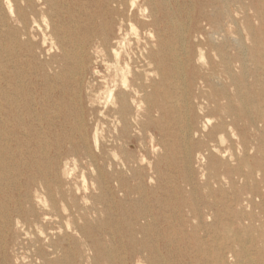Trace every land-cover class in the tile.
Listing matches in <instances>:
<instances>
[{"label":"bare ground","instance_id":"6f19581e","mask_svg":"<svg viewBox=\"0 0 264 264\" xmlns=\"http://www.w3.org/2000/svg\"><path fill=\"white\" fill-rule=\"evenodd\" d=\"M6 1L10 5L11 1ZM135 2L131 3L129 9L127 8L129 12L132 11ZM177 2L186 6V0L183 3L180 0ZM93 7L94 10H90ZM125 9V0H102V2L86 0L77 18L68 8L64 17L66 28L61 33L50 32L49 36L60 51L59 57L62 63L57 64L56 67H59L63 74L67 75L69 70H74L71 74L76 75L77 69H82L85 61H90L95 67L100 64L104 66V73L101 70L96 71L101 75L99 81L96 80L90 85V88L98 93L100 101L99 105L90 107L89 115L92 122L112 117L108 119L116 123L113 138L110 140L112 141L109 148L111 152L101 145L102 136L98 132V127L94 128V149L92 148L90 141L85 137L92 130V126L85 124V111H82L80 117L72 110L71 101L73 100L70 101L65 95L67 90L65 83H62L64 92L61 88L58 90V98H55L53 84L59 80L61 75H58L59 72L55 71V75L49 76L51 83L44 82L47 87L43 91L47 90L45 93L48 94L47 92L51 90L52 95L48 96L47 103L45 101L43 103L40 97L42 93L40 85L43 84L38 72L40 66L33 65L27 90L24 89L21 76L14 80L18 76L17 69L9 70L3 66L0 81V163H3L4 153L12 152L11 148L14 146L16 150L12 152V156L16 157L18 172L24 179L20 185L26 188L31 185L39 186V194L36 195L35 201L42 206L44 216L41 220L36 214L34 202L26 192L19 194L17 203H13L14 206L10 214H7L4 223L15 220L16 224L28 227L35 223L40 224L44 244L40 247L36 246L35 252L41 264L62 263L68 259L69 255L73 260L81 262L83 247H88L87 250L94 252L91 256L93 261L97 259L95 252L97 248L92 247L95 244L92 234L100 230L92 225L97 226L100 211L103 209L100 207V199L105 198V201L112 202V198L117 193H125L127 190L125 181L128 179L134 181L138 176L137 172L140 175L152 171L153 174H158L156 162L151 161L147 157L148 154L141 155L140 161H137L139 168L135 169L136 159L134 158V161L130 158L129 149L139 141L140 147L146 148L145 136L148 125L154 120V116L164 113L165 105L169 109H177L185 112V116L187 115V123L179 129V136L187 154L185 160L190 162L192 150L195 152L197 161L203 164V170L209 169V165L217 164L214 175L207 176L203 172L202 177L205 179L203 184L212 193L215 190L222 191L226 177H229L227 173L231 171L233 173L231 180L240 182L241 187L248 186L252 189L250 199L245 198V200L258 211V216L253 221L258 222L257 225L261 230L264 229V152L261 150L262 142H264V111L260 109L262 104L252 98L246 99L241 86L236 83L230 85L223 83V89L214 93L205 89L207 86L214 85L211 79L203 80V85H198L199 81L193 76L194 74L190 75L187 72V70L190 71L196 52L200 54L199 60L204 58L201 43L195 41L198 28L192 27V23L186 29L176 24L175 17L168 18L166 15L154 17L149 22L150 8L145 6L142 10L145 20L141 24L142 31H139L133 22L135 14L132 13L125 19ZM224 13L217 12L218 15ZM227 14L230 16V13ZM190 16L188 15V18ZM202 16L204 18L206 15L202 14ZM118 18L126 24L123 23L119 28L108 27L110 20L114 24L118 22ZM161 22L166 25L162 26ZM47 29L50 31L55 29V26H47ZM212 29L207 42L213 43V50H216L215 45L220 42L226 46L229 39L225 36L222 25L216 24V27ZM25 35L29 34L25 32L23 36ZM162 36L169 39L174 36L177 41L171 42ZM235 42L236 50L242 55L239 62L242 63L241 70L245 74L249 58H247L244 43L241 40H235ZM95 45L99 47V50L96 52V57L92 59L88 53ZM182 55L185 59L180 57ZM55 56L53 55V61L49 62L52 71L56 65ZM236 56L228 52V55L221 57V64L231 80L233 79L231 77L233 62L238 61ZM65 66H71V68L66 72ZM182 69H184L183 74H181ZM177 75L180 78L187 76L190 80L187 83L183 82L184 91L178 93L183 98L178 102L175 101L173 91L175 88L173 79ZM220 78L219 76L218 79ZM166 84L171 86V91L164 90ZM230 86L232 88L228 93L226 90H229ZM167 97L169 100L171 97V101L164 103ZM180 102L184 105L183 109L180 108ZM210 109L217 112L216 121L207 117L201 125H197L196 121L200 114H204L206 110L209 112ZM140 116L146 117L150 122L139 119ZM44 117L47 118L45 125L48 132L46 134L41 131ZM132 122L137 123L142 134L138 136L129 134ZM117 125H121L120 129ZM162 131L161 129L160 133ZM150 136L154 138L153 134ZM54 139L55 145L52 141ZM52 146H55L60 156H75V165L78 158H83L89 162L90 166H94L90 168V171L93 174V190L96 192H89L85 172H82L83 195L80 194L78 186L74 189H63L62 186H58L51 204L48 202L47 194L51 193V185L44 168L40 167L41 157L38 159L36 156L37 153L48 151ZM149 149L156 154L158 146L151 143ZM112 150L114 159H112ZM119 152H123L124 156H119ZM188 162H185V168L191 171ZM42 165L46 168L45 163ZM244 165L248 167L246 172H243ZM37 175L42 180L37 181ZM67 194L71 196L72 202H68ZM92 195L93 197L90 198ZM22 196L26 197L22 200ZM80 199H85L86 203H81ZM204 206L208 207L206 204ZM2 208L5 211L6 207H0ZM195 217L200 216L195 215ZM258 240L263 242L264 234H259ZM198 247L195 250L201 251L199 245ZM248 251L245 245L239 252L232 246L226 247V251L225 247L213 246L208 255L205 254L208 257L197 260L198 256L195 255L196 260L191 264H263L249 256ZM77 261L74 260L75 264H78ZM93 261L92 264H95ZM164 261L161 264H165ZM5 262L6 260H3V263Z\"/></svg>","mask_w":264,"mask_h":264},{"label":"rangeland","instance_id":"374dc122","mask_svg":"<svg viewBox=\"0 0 264 264\" xmlns=\"http://www.w3.org/2000/svg\"><path fill=\"white\" fill-rule=\"evenodd\" d=\"M10 1L9 5L6 0H0V81L3 66L9 70L16 68L18 76L14 80L21 76L24 89L27 90L32 67L36 64L40 66L38 72L43 80V84L40 85L42 91L40 97L43 99V103H47L48 96L52 95V91L49 90L48 94L45 93L47 90L43 91L47 87L44 82L51 83L49 76L55 75V71L59 72L61 81L58 80L53 84L55 98H58V90L62 88V83H65L67 86L65 95L70 101L73 100L71 101L72 110L80 117L82 111H85V124L92 126V130L85 136L86 139L90 141L94 149V128L98 127V132L102 136L101 145L110 151L109 148L112 144L110 140L113 138L116 123L112 119H108L112 117L92 122L89 115L90 107L99 105L100 101L98 93L93 91L90 85L96 80L99 81L101 75L96 71L101 70L104 73V66L100 64L95 67L90 61H85L82 69H77L76 75L71 74L74 70H69L67 75L63 74L61 69L56 67L57 64L62 63L59 57L60 51L49 37L50 32L61 33L66 28L64 17L68 8L77 18L86 0ZM133 1H136L135 5L129 12L128 9ZM180 1L183 3L184 0ZM95 2H102V0H95ZM125 2L126 9L128 8L124 12L125 19L132 13L135 14L133 22L139 31H142L141 24L145 20L142 15L145 6L150 8L149 22L154 17L166 15L168 18L175 17L176 24H180L186 29L192 23V27L198 28V32L195 33L197 38L195 41L201 43L200 47L204 58L199 60L200 54L196 52L190 71L187 70V72L190 75L194 74L193 76L199 81L198 85H203V80L211 79L214 85L207 86L205 89L212 93L221 91L223 83L240 85L246 99L252 98L258 101L262 104L260 109L264 111V0H186V6L178 4L177 0H125ZM90 10L93 11L94 7ZM219 11L225 13L218 15ZM227 13H230V16ZM202 14L206 16L203 18ZM188 15H191L190 18ZM123 23L126 24L119 18L118 22L114 24L110 20L108 27L119 28ZM160 24L166 25L162 22ZM216 24L222 25L223 32L229 42L226 46L220 42L215 45L216 50H213L214 45L213 43L209 44L207 38L213 30L212 27L215 28ZM53 25L55 29L49 31L47 26L53 27ZM124 27L126 29V26ZM25 32L29 35L23 36ZM163 38L169 39V37ZM169 40L176 42L177 38L172 36ZM235 40H241L244 43L246 55L249 58L245 74L241 70L242 63L239 60L242 55L236 50ZM98 50L97 45L93 46L89 50V56L92 59L95 58ZM228 52L238 57V61H234L232 65V80L229 74L225 73L221 64V57L228 55ZM53 55H56L54 71L49 65V62L53 61ZM180 57L185 59L183 55ZM253 58L255 59L253 60ZM99 61L101 62L100 59ZM70 68L71 66H65V71L67 72ZM181 72L183 74L184 69ZM219 76L220 79H218ZM189 81L187 76L180 78L177 75L173 79L175 101L178 102L183 98L178 93H183L184 83ZM170 87L166 84L164 90L171 91ZM231 88L232 86L226 91L229 93ZM166 99L164 103L171 101V97L170 100L168 97ZM98 107L101 108V106ZM183 107L184 105L180 102V108L183 109ZM164 110L161 115L154 116L152 122L144 116L139 117L145 122H150L145 136L146 148H141L139 141L129 149L130 158L134 161L136 159L135 169L139 168L137 161H140L141 155L148 154L147 157L156 162L158 174H153L152 171L140 175L137 172L138 176L134 181L131 179L125 181L127 189L125 193H117L112 198V202L105 201V198L100 199V207L103 209L100 211L97 226L92 225L100 230V232L92 234V237L95 238V244L92 247L97 248L95 252L98 257L93 261L91 256L94 252L87 250L88 247H83L82 261L74 260L78 264H92V261L95 264H161L165 259V264H191L196 260L195 255L198 256L197 260H203L205 256L208 257L213 246L225 247V251L226 247L232 246L239 252L245 245L249 249L248 255L264 264V241L258 240V235L264 234V229L261 230L257 225L258 222L253 221L258 216V211L252 204H247L245 200V198L250 199L252 189L248 186L241 187L240 182L231 180L230 177L233 173L229 171L227 173L229 177H226L223 190H215L212 193L203 184L205 179L202 174L205 172L207 176L214 175L217 164L209 165V169L203 170V164L197 161L195 152L192 150L190 162L185 160L187 154L179 136V129L187 123V115L185 116V112L180 110L169 109L167 105L164 106ZM216 114L214 109H210L209 112L206 110L197 118L196 124L201 125V122L207 117L212 118V121L215 122ZM46 119L44 117L41 129L43 134L48 132L45 125ZM120 126L117 128L120 129ZM161 129L163 131L160 133ZM129 134L132 136L142 134L136 122H132ZM150 134L154 135L153 139ZM52 141L55 145V139ZM151 143L158 146L156 154L149 149ZM263 146L264 142H262ZM262 147L261 150L264 152ZM11 149L12 152L16 150L14 146ZM12 152L4 153L3 163H0V167L3 166L0 168V207H6L5 211L3 208L0 209V264H41L35 252L36 246L40 247L44 244L40 224L35 223L28 227L16 224L15 220H8L7 223H4L7 214H10L14 206L13 203H17L19 194L26 192L34 202L36 214L40 216L41 220L44 217L42 206L35 201L36 195L39 194V186L21 187L20 182L24 180L23 175L18 172L16 157L12 156ZM37 154L38 159L41 157L40 167L44 168L47 180L51 185V193L47 194L50 204L58 186H62L63 189H74L78 186L80 194L83 195L82 172H85L89 192L94 191L93 174L90 171V168H94V166H90L86 159L76 157L78 159L75 165V156H60L57 154L55 146L44 153ZM113 154L112 150V159H114ZM118 154L124 156L123 152ZM185 162L190 164L191 171L185 168ZM42 163L46 164V168ZM246 171H248V167L244 165L243 172ZM152 175L154 176L152 177ZM156 175L160 176V180ZM39 180L42 179L37 175V181ZM25 197L22 196V200ZM66 197L68 202H72L71 196L67 194ZM79 201L83 204L86 203L85 199ZM205 204L208 207H205ZM27 205L29 206V203ZM195 215L200 217L196 218ZM198 245L201 251L195 250L199 248ZM3 260L6 262L3 263ZM74 260L69 255L66 261L57 264H75Z\"/></svg>","mask_w":264,"mask_h":264}]
</instances>
